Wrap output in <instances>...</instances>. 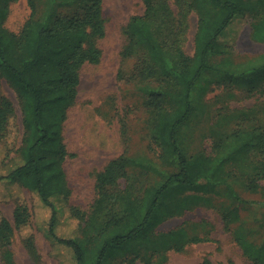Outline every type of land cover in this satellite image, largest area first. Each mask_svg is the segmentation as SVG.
<instances>
[{
	"label": "rangeland",
	"instance_id": "obj_1",
	"mask_svg": "<svg viewBox=\"0 0 264 264\" xmlns=\"http://www.w3.org/2000/svg\"><path fill=\"white\" fill-rule=\"evenodd\" d=\"M152 1L157 10L151 25L158 37L162 39L174 29V37L181 33L183 49L193 55L199 21L193 0ZM242 1L251 7V12L235 20L223 39L232 45L234 52L214 56V63L231 60L240 64L264 54V42L252 35L254 15L264 8V0ZM35 2V17L49 23L59 16L82 15L85 7L84 0ZM166 3L176 17L174 27L169 25L168 29L157 21ZM145 12L144 0H104L107 32L98 40L101 61L83 66L77 99L63 123L62 135L68 150L64 161L70 190L67 203L90 215L85 232L89 243L106 221L105 212L96 211L95 203L100 192L97 176L110 162L126 159V176L108 184L106 192H131L135 197L142 196L148 187L162 184L179 170L175 161L162 156V148L153 138L158 113L147 101L150 90L162 81L131 77L135 65L144 58L143 46L136 44L132 56H122L130 41L127 27L131 17ZM31 13L28 0L14 2L6 26L19 32ZM0 90L16 109V129L6 144H0V174H7L22 163L19 149L25 129L17 93L4 78L0 79ZM193 99L195 109L182 128V148L188 156L218 155L227 148H218L220 142L235 130H264V80L253 89L238 80L224 81L214 69L197 82ZM260 158L259 151L249 150L228 161L221 172L226 181L211 191L180 190L173 186L166 202L173 207L184 204L187 208L181 213H164L159 220L154 218L145 239L110 257L108 264H201L206 258L213 264H254L236 242L235 232L240 229L250 241L264 245V179L259 180L257 187L249 184ZM200 183L204 186L206 180L201 179ZM19 201L27 202L32 220L28 228L21 233L15 231L11 238L16 264H35L23 243L25 234L34 235L43 264H75L71 249L63 244L54 245L45 234L49 209L40 205L33 191L19 183L0 182V218L5 216L13 226ZM57 203L61 207L60 218H66L69 210L61 206L64 201ZM234 208H239V216L226 227L223 214ZM60 234L73 237L78 230L69 222ZM180 245L182 249L177 250ZM0 264H3L1 253Z\"/></svg>",
	"mask_w": 264,
	"mask_h": 264
},
{
	"label": "trees",
	"instance_id": "obj_2",
	"mask_svg": "<svg viewBox=\"0 0 264 264\" xmlns=\"http://www.w3.org/2000/svg\"><path fill=\"white\" fill-rule=\"evenodd\" d=\"M17 1L0 0V79L7 81L20 101L25 129L19 149L22 163L7 174H0V182L19 183L33 191L39 204L49 209L45 234L54 245L68 246L75 264H108L110 257L145 239L154 218L159 220L164 213H181L187 208L184 204L173 207L166 202L173 186L180 190L211 191L226 181L221 175L224 165L243 152L256 150L261 154L255 173L249 177L251 187H257L259 180L264 179V130H235L220 142L218 148H227L216 156L191 157L182 148V128L195 109L193 91L203 75L216 69L224 81L238 80L253 89L264 80V54L240 64L231 60L213 62L216 55L234 52L232 45L223 39L232 23L251 12V7L242 0H193L199 21L195 53L189 55L181 45V33L174 37L173 29L164 38L158 37L151 25L157 7L152 0H144L146 12L133 15L129 21L130 41L122 56H132L136 44L143 46L144 58L135 65L131 77L161 79L160 85L150 90L147 101L158 113L153 138L161 146L162 156L175 161L179 170L162 184L148 187L142 196L135 197L131 192H106L108 184L126 176V159L110 162L97 176L100 192L95 203L96 211L105 212L106 221L89 243L85 232L90 215L67 203L70 190L64 161L68 150L62 130L67 111L78 96L83 66L101 61L98 40L107 32L104 0H84L82 15L59 16L51 23L37 19L36 2L28 0L32 13L23 28L15 32L6 26V20L12 4ZM254 17L253 38L264 42V8ZM175 20L170 6L164 4L157 20L161 27L168 29L170 25L173 28ZM120 74L123 76L124 72ZM15 120V106L0 90V144L8 142L16 129ZM201 179L206 180L204 186ZM57 201H64L61 206L69 210L66 218H60L61 207ZM238 210L234 208L223 214L226 227L239 216ZM31 220L32 213L26 201L17 203L15 226L5 216L0 218L3 264H16L11 238L15 231L21 233L28 228ZM69 222L77 228L78 234L63 237L60 231ZM235 239L254 264H264V245L253 243L240 229L235 232ZM23 243L33 262L43 264L34 235L25 234ZM181 249L182 245L177 247ZM201 264L213 263L206 258Z\"/></svg>",
	"mask_w": 264,
	"mask_h": 264
}]
</instances>
